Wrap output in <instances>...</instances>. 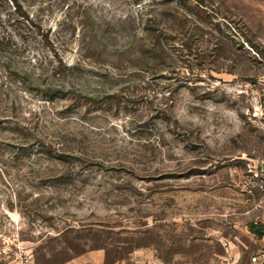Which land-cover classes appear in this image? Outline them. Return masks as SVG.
<instances>
[{
  "label": "rangeland",
  "instance_id": "rangeland-1",
  "mask_svg": "<svg viewBox=\"0 0 264 264\" xmlns=\"http://www.w3.org/2000/svg\"><path fill=\"white\" fill-rule=\"evenodd\" d=\"M203 1L0 0V264H252L264 0Z\"/></svg>",
  "mask_w": 264,
  "mask_h": 264
},
{
  "label": "built area",
  "instance_id": "built-area-1",
  "mask_svg": "<svg viewBox=\"0 0 264 264\" xmlns=\"http://www.w3.org/2000/svg\"><path fill=\"white\" fill-rule=\"evenodd\" d=\"M258 178L259 177L256 176V182L253 184V186L250 187L251 188L250 193H252V191L254 190V191H259L260 193L264 194V181ZM262 219L264 220V210L262 212ZM225 246L227 247L228 260L231 261L232 264H235L236 262L234 261L229 245L225 244ZM251 263L252 264H264V250H262L256 256L252 257Z\"/></svg>",
  "mask_w": 264,
  "mask_h": 264
},
{
  "label": "crops",
  "instance_id": "crops-1",
  "mask_svg": "<svg viewBox=\"0 0 264 264\" xmlns=\"http://www.w3.org/2000/svg\"><path fill=\"white\" fill-rule=\"evenodd\" d=\"M257 231H258V233L261 234V236L258 239L259 241H258V252H257V254H259L262 250H264V220L263 219H262V222H259V227H258ZM93 259H94V257L92 256L88 260H85V261H88V264H103V260H101V261L99 260L100 262H95Z\"/></svg>",
  "mask_w": 264,
  "mask_h": 264
},
{
  "label": "trees",
  "instance_id": "trees-1",
  "mask_svg": "<svg viewBox=\"0 0 264 264\" xmlns=\"http://www.w3.org/2000/svg\"><path fill=\"white\" fill-rule=\"evenodd\" d=\"M195 1H197V2H198V4H199V5H201V6H202V5H203V3H204V1H203V0H195ZM258 236L260 237V236H261V234H259V233H258Z\"/></svg>",
  "mask_w": 264,
  "mask_h": 264
}]
</instances>
